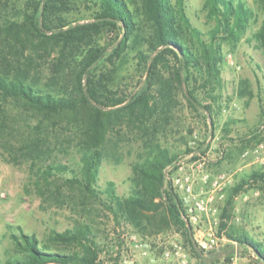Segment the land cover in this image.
<instances>
[{"label":"rangeland","instance_id":"rangeland-1","mask_svg":"<svg viewBox=\"0 0 264 264\" xmlns=\"http://www.w3.org/2000/svg\"><path fill=\"white\" fill-rule=\"evenodd\" d=\"M30 0H0V25L4 20L22 21L29 13ZM251 11L245 31L238 38L222 39L220 83L201 87L202 80H191L199 103L190 104L181 88L172 79L169 66L175 60L166 56L168 67H159V80L149 92L154 95L155 111L143 124L122 123L105 135L97 184L102 190L110 187L122 202L123 210L116 216L107 206L116 204L106 194L93 198L69 183L80 170V156L93 148L83 132L67 118L44 119L27 110L19 100H10L0 108V262L17 256L10 234H34L39 246L46 251L64 254L80 253L81 247L51 241L52 232L62 233L79 225H87L99 264L159 259L170 252L172 264H259L255 255L228 239L226 234L246 235L264 243V177L253 180V172L264 173V45L260 38L264 22L261 0H243ZM204 0H186L184 12L190 23L209 41L214 21L207 18ZM62 14L68 27L93 22L97 7L87 0H70ZM141 20V17H139ZM67 27V28H68ZM66 28V27H65ZM151 31L144 22L135 29L120 53L113 50L121 36L119 29H104L92 44L105 48L98 62V73L107 74V86L126 100L144 87L149 76L147 64L139 54L149 55ZM0 58L5 56L13 75L27 76L40 88L58 90L65 77L54 71L58 53L53 46H44L49 55L33 46L9 50L1 43ZM87 46H84L85 48ZM54 49V51L51 50ZM114 52V53H113ZM126 103V102H125ZM204 106H210L208 117ZM115 123V122H114ZM262 145V147H260ZM259 149L257 156L253 154ZM168 151L174 162L164 169L163 190L173 191L184 213L181 201L189 185L194 196H213L215 215H199L188 226L191 246L185 239V228L170 220L166 201L154 195L155 211L131 206L130 196L154 191V186L136 173L151 152ZM248 155L245 156V152ZM51 162L67 167L45 183L40 173ZM74 172V173H73ZM228 178L222 192L213 190L214 180ZM177 180H179L177 182ZM240 186L236 194L232 189ZM234 195L231 204L228 196ZM106 205V207H105ZM226 210V211H224ZM184 222L185 219L182 218ZM216 219L217 224L213 225ZM212 226V227H211ZM210 227L213 229L211 231ZM200 240L211 244L203 248ZM213 232V236H211ZM209 246V245H208Z\"/></svg>","mask_w":264,"mask_h":264},{"label":"trees","instance_id":"trees-1","mask_svg":"<svg viewBox=\"0 0 264 264\" xmlns=\"http://www.w3.org/2000/svg\"><path fill=\"white\" fill-rule=\"evenodd\" d=\"M87 1L97 7L90 24L67 26L62 14L67 10L70 0H30L28 9L32 10L24 12L22 21H3L0 25V33L3 35L1 43L9 50L18 49L19 46L24 48V44H29L36 54L37 50H41L49 55L44 46L57 49L58 56L53 69H56L58 75L65 77V84L58 90L40 88L27 76L13 75L11 67L1 65L0 108L10 100H19L27 110L44 119L67 118V124L73 123V126L79 128L93 148L82 153L80 170L69 183L75 184L93 198L106 194L109 201L117 206V209L112 205L107 206L116 216L118 211L125 212L122 202L110 187L102 190L97 184L101 163L99 145L104 142L106 133L116 124L122 123L120 121L124 118L128 125L136 126L135 122L143 124L152 117L156 102L149 90L159 80V67H168L166 56L175 60L173 66L168 68L179 87H185V99L190 104L199 103L194 88H189V81L200 79L201 87L220 83L219 65L222 54L220 43H216L217 35L222 34V39L238 38L246 29L251 11L243 0H204L203 9L207 18L214 21V28L206 42L184 12L186 0ZM261 2L264 5V0ZM136 22H144L151 31L148 41L150 54H139L140 61L147 64L149 76L145 82L146 87L126 100L124 96L118 97L115 91L108 88L106 73H98V62L105 48L92 43L102 30L119 29L121 38L113 50L118 54L125 49ZM260 38L264 45V22ZM84 46L87 47L83 48ZM0 63L9 66L5 56H1ZM204 109L211 118V107L204 106ZM262 113L264 115V110ZM175 159L167 150L151 152L145 162L136 168V173L153 185L154 191L151 194L144 192L141 196H130L127 202L139 210L156 212L160 204H154L153 197H163L170 220L178 228L186 229L185 239L192 252L198 254L191 246L190 234L185 227L188 224L182 219L176 194L170 189L160 192L164 183V169ZM66 170L65 165L51 162L41 171L40 177L48 183L50 177ZM250 177L253 180L263 178L264 173L256 171ZM239 189L240 186L234 187L232 194H236ZM232 194L228 196V204L232 202ZM226 235L238 246L250 250L259 264H264L263 242L245 233ZM10 238L17 256L0 264H99L96 262L95 242L87 225L82 224L62 233L52 232L53 243L79 246L80 253L46 251L39 246L34 234H25L20 228L18 234H10Z\"/></svg>","mask_w":264,"mask_h":264},{"label":"built area","instance_id":"built-area-1","mask_svg":"<svg viewBox=\"0 0 264 264\" xmlns=\"http://www.w3.org/2000/svg\"><path fill=\"white\" fill-rule=\"evenodd\" d=\"M264 126H261V129H263ZM262 147V145L260 146ZM259 153V149H255L253 151V154H255L257 156V154ZM248 155V151L245 152V156ZM228 180V178L224 175H221L219 177H217L212 186H213V190L217 191V192H222L224 190V188L226 187V181ZM179 180H177L178 182ZM180 187L182 189L186 190V197L182 198V205L184 206V213H182V218L185 219L186 223L188 225L191 224V222L193 220H196L197 217L199 215H206V216H213L215 215L216 209L212 207V202H213V196H207V197H199V196H194L191 192V188L189 185L184 186L182 183L180 184ZM217 213V212H216ZM216 219L213 220V225H216ZM212 227V226H211ZM210 227L211 231H213V229ZM199 241V244L201 245V247L203 248H207V247H212L211 244H207L206 242H202L200 240L201 237V233L200 230L196 231ZM211 236H213V232L211 234ZM209 245V246H208ZM171 256H170V252L165 251L163 253V256L159 259H156L155 257H148L147 260H140L138 262L135 261H131V262H127V264H172L171 263Z\"/></svg>","mask_w":264,"mask_h":264}]
</instances>
